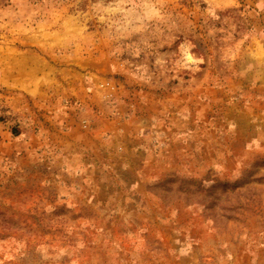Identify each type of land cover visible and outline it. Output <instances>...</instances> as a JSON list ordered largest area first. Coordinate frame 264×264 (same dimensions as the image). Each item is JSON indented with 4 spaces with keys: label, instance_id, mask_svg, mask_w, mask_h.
Returning <instances> with one entry per match:
<instances>
[{
    "label": "rangeland",
    "instance_id": "rangeland-1",
    "mask_svg": "<svg viewBox=\"0 0 264 264\" xmlns=\"http://www.w3.org/2000/svg\"><path fill=\"white\" fill-rule=\"evenodd\" d=\"M0 264H264V0H0Z\"/></svg>",
    "mask_w": 264,
    "mask_h": 264
},
{
    "label": "crops",
    "instance_id": "crops-1",
    "mask_svg": "<svg viewBox=\"0 0 264 264\" xmlns=\"http://www.w3.org/2000/svg\"><path fill=\"white\" fill-rule=\"evenodd\" d=\"M29 56H28V60H29ZM31 59H33V62L35 63L37 60V57L34 55H31ZM35 60V61H34ZM27 63L28 61L25 60V58L23 60H20V64L18 65L17 63H15V65L11 66V80H12V87L13 86H24L26 87L27 90V94L28 95H42L43 93L46 95V97H51V99L55 98V94L56 89L59 85H63V83H60V80H58V82L56 83V77H50L48 79V81H46L44 79V77H42L40 75V73L38 72V67H36V64L34 65H30L29 64H24ZM53 66V65H52ZM54 74V73H52ZM55 76V75H54ZM77 75L72 77L69 80V83H71L72 81H74V83L78 82L76 85L71 84L69 86H67L66 88H62L63 93H65L64 91H66V93H70V94H74L75 96H78L79 98L82 99L83 101V106H87L88 101L86 99L85 96V91L83 90V83L80 80H77ZM26 79V80H25ZM45 84L46 85H50L49 87L51 88L52 91H54L53 93L50 92L48 93V89H43L41 86V84ZM56 83V84H54ZM67 83V84H69ZM55 88V90H54Z\"/></svg>",
    "mask_w": 264,
    "mask_h": 264
},
{
    "label": "built area",
    "instance_id": "built-area-1",
    "mask_svg": "<svg viewBox=\"0 0 264 264\" xmlns=\"http://www.w3.org/2000/svg\"><path fill=\"white\" fill-rule=\"evenodd\" d=\"M98 86L101 88L109 89V90L114 89V85L108 80L103 81V82H99Z\"/></svg>",
    "mask_w": 264,
    "mask_h": 264
}]
</instances>
